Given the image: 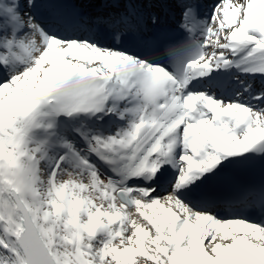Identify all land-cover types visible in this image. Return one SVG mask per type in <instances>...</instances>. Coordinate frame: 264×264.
I'll return each instance as SVG.
<instances>
[{"label":"snow or ice","instance_id":"obj_1","mask_svg":"<svg viewBox=\"0 0 264 264\" xmlns=\"http://www.w3.org/2000/svg\"><path fill=\"white\" fill-rule=\"evenodd\" d=\"M257 167L264 0H0V264H264Z\"/></svg>","mask_w":264,"mask_h":264},{"label":"rangeland","instance_id":"obj_2","mask_svg":"<svg viewBox=\"0 0 264 264\" xmlns=\"http://www.w3.org/2000/svg\"><path fill=\"white\" fill-rule=\"evenodd\" d=\"M94 1H96V0H94ZM80 2H81V3H83V2H84L85 4H86V3H88V1H87V0H79V3H80ZM91 2H92V1H91V0H89V3H91ZM96 3H97V2H96ZM92 4H93V2H92ZM92 10H93V9L91 8V11H92Z\"/></svg>","mask_w":264,"mask_h":264},{"label":"bare ground","instance_id":"obj_3","mask_svg":"<svg viewBox=\"0 0 264 264\" xmlns=\"http://www.w3.org/2000/svg\"><path fill=\"white\" fill-rule=\"evenodd\" d=\"M76 1H78L79 2V0H76ZM93 12H95L94 10H92ZM89 12H91V11H89Z\"/></svg>","mask_w":264,"mask_h":264}]
</instances>
